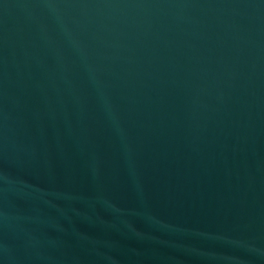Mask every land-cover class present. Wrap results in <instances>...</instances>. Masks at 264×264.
<instances>
[{
    "label": "water",
    "instance_id": "95a60500",
    "mask_svg": "<svg viewBox=\"0 0 264 264\" xmlns=\"http://www.w3.org/2000/svg\"><path fill=\"white\" fill-rule=\"evenodd\" d=\"M0 264H264V0H0Z\"/></svg>",
    "mask_w": 264,
    "mask_h": 264
}]
</instances>
